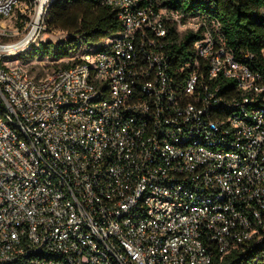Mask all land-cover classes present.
Here are the masks:
<instances>
[{
    "label": "built area",
    "instance_id": "built-area-1",
    "mask_svg": "<svg viewBox=\"0 0 264 264\" xmlns=\"http://www.w3.org/2000/svg\"><path fill=\"white\" fill-rule=\"evenodd\" d=\"M53 1L0 0V19L19 11L29 29L39 17L31 47ZM100 5L122 29L78 64L33 77L0 51V264H264L253 55H235L201 13ZM189 33L191 55L177 59Z\"/></svg>",
    "mask_w": 264,
    "mask_h": 264
},
{
    "label": "trees",
    "instance_id": "trees-1",
    "mask_svg": "<svg viewBox=\"0 0 264 264\" xmlns=\"http://www.w3.org/2000/svg\"><path fill=\"white\" fill-rule=\"evenodd\" d=\"M159 7H167L184 15V18L201 13L221 24V33L227 47L240 56L252 54L253 63L264 76V0H156ZM49 30L68 33L67 40L53 43L40 42L32 45L22 57L60 61L75 58L83 47H98L108 37L122 29L117 11L100 5V0H55L45 17ZM175 34V29L170 28ZM198 38L189 33L182 41L172 46L177 59H187L191 46ZM80 61L62 63L61 68H69ZM41 77V76H38ZM223 89L233 88V83H220ZM236 257L223 260L219 256L214 264H238Z\"/></svg>",
    "mask_w": 264,
    "mask_h": 264
},
{
    "label": "rangeland",
    "instance_id": "rangeland-1",
    "mask_svg": "<svg viewBox=\"0 0 264 264\" xmlns=\"http://www.w3.org/2000/svg\"><path fill=\"white\" fill-rule=\"evenodd\" d=\"M21 7V6H20ZM22 8V7H21ZM20 12L17 11L14 15H12L8 19H0V43L1 44H15L20 41L28 31V24L30 23L29 19L22 21L19 18ZM45 30H43L35 43L47 42L51 41L53 43H58L65 41L69 38V34L59 30H49L46 27V23L44 22ZM2 27L7 28V31H4ZM18 31L16 35L15 32ZM12 32V36L11 33ZM4 33L9 34L10 36L3 35ZM30 47L27 46L23 51L17 52L14 51L9 57H6L4 61L8 63L9 66H23L25 69L29 71V73L33 77H44L52 71L61 68L62 63H71V61L75 60L74 58H67L60 61H52L49 59H30L22 57L23 53L27 51ZM76 58V57H75ZM78 59V58H76Z\"/></svg>",
    "mask_w": 264,
    "mask_h": 264
},
{
    "label": "bare ground",
    "instance_id": "bare-ground-1",
    "mask_svg": "<svg viewBox=\"0 0 264 264\" xmlns=\"http://www.w3.org/2000/svg\"><path fill=\"white\" fill-rule=\"evenodd\" d=\"M39 29V17H37L36 21L32 24V26L26 32V35L15 44L5 45L0 47L1 52H12L18 50L19 48L26 47L27 44L35 38Z\"/></svg>",
    "mask_w": 264,
    "mask_h": 264
}]
</instances>
